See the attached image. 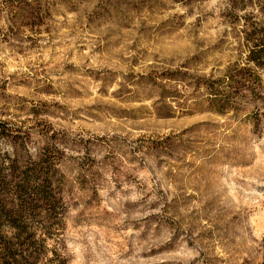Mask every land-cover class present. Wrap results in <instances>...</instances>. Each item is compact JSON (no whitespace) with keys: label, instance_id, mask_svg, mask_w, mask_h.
I'll list each match as a JSON object with an SVG mask.
<instances>
[{"label":"rangeland","instance_id":"1","mask_svg":"<svg viewBox=\"0 0 264 264\" xmlns=\"http://www.w3.org/2000/svg\"><path fill=\"white\" fill-rule=\"evenodd\" d=\"M260 27L264 0H0V153L43 151L64 203L41 264H264V128L211 99Z\"/></svg>","mask_w":264,"mask_h":264},{"label":"trees","instance_id":"2","mask_svg":"<svg viewBox=\"0 0 264 264\" xmlns=\"http://www.w3.org/2000/svg\"><path fill=\"white\" fill-rule=\"evenodd\" d=\"M245 40V64L214 81L223 90L211 99L220 110L251 101L254 125L264 128V28L246 30ZM44 154L21 162L17 154L0 153V264L44 263L48 239L59 235L64 203Z\"/></svg>","mask_w":264,"mask_h":264}]
</instances>
